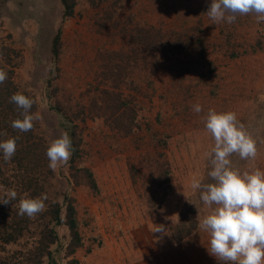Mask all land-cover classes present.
Listing matches in <instances>:
<instances>
[{
	"label": "rangeland",
	"instance_id": "rangeland-1",
	"mask_svg": "<svg viewBox=\"0 0 264 264\" xmlns=\"http://www.w3.org/2000/svg\"><path fill=\"white\" fill-rule=\"evenodd\" d=\"M75 3L0 0L2 120L35 108L61 206L29 214L55 219L42 264H264V237L226 225L264 209V0Z\"/></svg>",
	"mask_w": 264,
	"mask_h": 264
},
{
	"label": "trees",
	"instance_id": "trees-1",
	"mask_svg": "<svg viewBox=\"0 0 264 264\" xmlns=\"http://www.w3.org/2000/svg\"><path fill=\"white\" fill-rule=\"evenodd\" d=\"M62 2L65 15H72L76 5L75 0H62ZM58 44L59 38L54 46L55 55H57ZM19 110L20 113H16V111L8 109V120L6 118L2 120L4 113L0 111V191L6 193L0 203V241L2 249L10 245L19 246V243L23 242L26 244L21 247V250H10L9 257L11 259H4L6 261L4 264H42L45 260L47 263H54L52 252L45 255V251L58 241L55 226L51 227L55 219L45 224L43 220L37 219L35 214L32 217L29 214H32V210L38 207V204H42L41 207H43L38 209V213L41 209L49 211L52 216L54 215L58 224L61 222V206L55 203L47 204L44 200V186L47 181L46 175L41 172V161H45V156L44 159L40 157V160H37L35 156L38 155L32 156L28 152L29 142L38 140V136L35 134V124L31 118L35 108L24 107ZM3 126H6L5 129ZM68 128V130H73V127L69 126ZM6 129L11 136L6 135L4 132ZM70 134L69 142L71 143L72 137H74L73 131ZM71 146L74 147L73 144ZM46 163L49 164L47 161ZM162 166L167 168L164 170V174L170 172V165L167 161ZM38 169L39 172L35 173ZM166 193L168 195L167 189ZM45 205H48L47 208L50 210ZM195 230L196 225L179 240L185 239ZM45 256L47 257L44 260Z\"/></svg>",
	"mask_w": 264,
	"mask_h": 264
},
{
	"label": "crops",
	"instance_id": "crops-1",
	"mask_svg": "<svg viewBox=\"0 0 264 264\" xmlns=\"http://www.w3.org/2000/svg\"><path fill=\"white\" fill-rule=\"evenodd\" d=\"M226 225L231 235L236 234L244 239L259 238L260 241L264 237V209L261 206L245 203L237 213L231 215Z\"/></svg>",
	"mask_w": 264,
	"mask_h": 264
}]
</instances>
